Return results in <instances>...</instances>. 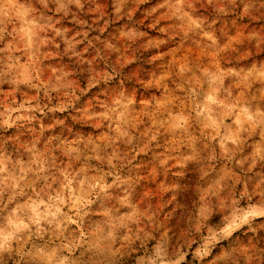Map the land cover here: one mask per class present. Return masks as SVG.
<instances>
[{
  "label": "clouds",
  "instance_id": "obj_1",
  "mask_svg": "<svg viewBox=\"0 0 264 264\" xmlns=\"http://www.w3.org/2000/svg\"><path fill=\"white\" fill-rule=\"evenodd\" d=\"M0 264H264V0H0Z\"/></svg>",
  "mask_w": 264,
  "mask_h": 264
}]
</instances>
